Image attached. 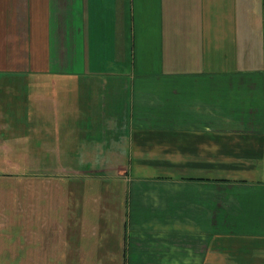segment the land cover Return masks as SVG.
<instances>
[{"label":"crops","instance_id":"crops-1","mask_svg":"<svg viewBox=\"0 0 264 264\" xmlns=\"http://www.w3.org/2000/svg\"><path fill=\"white\" fill-rule=\"evenodd\" d=\"M19 132L88 164L33 171L75 180H27L20 257L0 180V264H264L261 0H0Z\"/></svg>","mask_w":264,"mask_h":264},{"label":"rangeland","instance_id":"rangeland-1","mask_svg":"<svg viewBox=\"0 0 264 264\" xmlns=\"http://www.w3.org/2000/svg\"><path fill=\"white\" fill-rule=\"evenodd\" d=\"M25 128V126H22ZM19 128H21L19 126ZM30 144L32 151L26 152L24 149V144L26 143V134L24 132H19L17 136V150L14 151V154L9 156H1L0 157V180L3 184L2 192L11 190L16 193L17 204H16V219L11 223L9 221L2 220V232H8L9 234H17L18 240V248L17 252L20 256H24L25 249V225H26V208H25V183L28 179H36L38 176L47 180L48 178L51 180H57L59 178L57 174H42V173H33V171H42L43 169H50L52 166L57 167L58 165H65L66 167L75 168L76 165H87L88 160L85 157H69V158H58L54 156H43V154H48V151H42L40 148V142L37 144L36 140L32 137L30 138ZM35 144L39 145L35 147ZM40 147V148H39ZM37 153L36 156H25V154ZM91 165V164H89ZM61 180L63 179L66 184L71 180H75L74 178H70L74 176V174H68L66 178L62 175ZM59 180V179H58ZM7 182L11 183V186ZM10 227H5V224H9ZM23 235V236H20ZM4 257V256H3ZM25 258L23 257L22 262L24 263Z\"/></svg>","mask_w":264,"mask_h":264},{"label":"trees","instance_id":"trees-1","mask_svg":"<svg viewBox=\"0 0 264 264\" xmlns=\"http://www.w3.org/2000/svg\"><path fill=\"white\" fill-rule=\"evenodd\" d=\"M261 11L263 17V33H264V0H261Z\"/></svg>","mask_w":264,"mask_h":264}]
</instances>
